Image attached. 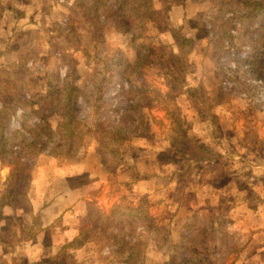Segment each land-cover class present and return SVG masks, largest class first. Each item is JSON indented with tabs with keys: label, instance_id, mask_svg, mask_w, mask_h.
Wrapping results in <instances>:
<instances>
[{
	"label": "rangeland",
	"instance_id": "1",
	"mask_svg": "<svg viewBox=\"0 0 264 264\" xmlns=\"http://www.w3.org/2000/svg\"><path fill=\"white\" fill-rule=\"evenodd\" d=\"M28 1L1 0L0 13L10 8L20 16L25 13L20 5ZM58 1L75 4L68 18H0V221L4 206L27 207L24 194L35 175L55 181L56 163L47 162L62 158L39 150L50 151L56 140L33 143L19 132L38 121L28 123L23 111L34 108L42 116L60 111L62 88L73 84L76 91L66 106L86 126L87 139L97 121L129 124L137 112L144 114L141 127L119 146L126 168L106 184L99 200L82 205V238L94 241L97 253L86 264H104L107 252V264H264V214L235 216L232 210L244 203L264 208L259 197L264 176L253 171L255 159L264 156V122L258 124L260 136L252 120L232 119L236 112L264 118V75L258 67L264 55L252 49L256 32L247 19L252 0H239L234 8L242 19L231 21L217 20L224 18L217 13L221 0ZM247 56L255 64H245ZM137 97L145 107H135L131 99ZM178 115L181 121L170 123ZM173 126L187 130L214 157L188 167L181 159L185 142L170 137ZM4 140L11 148L3 150ZM15 151L24 158L17 159ZM171 173L175 181L167 179ZM135 174L157 182L143 206L162 231L140 225L120 237L103 213L127 204L121 195L130 194L127 183ZM176 205L183 210L170 216ZM120 219L115 214L112 224L120 225ZM5 222L8 231L0 237L14 240L10 220ZM50 264L75 263L60 255Z\"/></svg>",
	"mask_w": 264,
	"mask_h": 264
},
{
	"label": "crops",
	"instance_id": "2",
	"mask_svg": "<svg viewBox=\"0 0 264 264\" xmlns=\"http://www.w3.org/2000/svg\"><path fill=\"white\" fill-rule=\"evenodd\" d=\"M48 1L29 0L20 5L25 13L15 16V18H47L42 9L48 5ZM232 119L234 122L244 121L245 119L252 120V124L256 123L255 130L257 134L262 136L258 124L263 123L264 118L260 114H254L252 117H240L236 112L233 114ZM255 160L256 165L253 168L255 175L264 176V156ZM206 162L204 161L201 164ZM47 163H56L54 164L57 167L54 170L55 181H45L42 175H35L29 181L24 194L27 207L11 205L7 208L4 206L1 209L0 233L3 234L8 231L5 221L9 219V230L11 234L15 235V239L6 240L0 237V264H50L52 261L57 260L60 255L66 258L70 257L75 264L96 261L97 253H93V249H91L94 247V241L82 238V205L99 200V196L105 190L107 184L106 170L101 165L97 155L90 149H87L85 153L78 157L52 158ZM217 163L224 166L222 162ZM227 165L238 167V164L230 165L228 163ZM222 169L229 170L226 167H222ZM229 172L232 171L229 170ZM239 175H242V173H235L233 177ZM252 175L254 177V174ZM135 176L136 174L130 180H136ZM83 177H85V181H75L82 180ZM150 178L148 177L145 182L137 179V184L140 185L144 182V186L148 187L149 190L154 183L157 184L153 178ZM167 179L175 181L176 177L174 179L169 176ZM237 188L239 194H241L243 190L240 187ZM259 197L263 200V193H260ZM247 198H245V202H248ZM239 209L240 212H238ZM239 209H232L235 216L240 213L241 215L243 213L245 217H250L252 214L254 216L264 214V208L257 206L252 208L247 203H244V206L242 205ZM182 210L183 207L181 206L179 211ZM249 226L252 227L251 224ZM106 256H104L106 261L104 264H107L108 259Z\"/></svg>",
	"mask_w": 264,
	"mask_h": 264
},
{
	"label": "trees",
	"instance_id": "3",
	"mask_svg": "<svg viewBox=\"0 0 264 264\" xmlns=\"http://www.w3.org/2000/svg\"><path fill=\"white\" fill-rule=\"evenodd\" d=\"M239 0H221V4L218 10V14L224 15V18H217L219 21H231L233 19H242L235 11V4ZM251 6H255L252 10V15H250L249 22L254 26V31L256 32V44L252 47L256 53L260 56L264 55V12L260 9L262 5H264V0H252ZM48 5L45 6L42 10L44 11L47 18H68L65 14L67 12H73L74 7L73 2L61 3L58 0H49ZM121 0H119V4H121ZM0 0V5H2ZM122 5V4H121ZM140 3H138V6ZM144 5V2L142 3ZM140 7V6H139ZM143 7V6H141ZM22 9V8H21ZM10 8L8 10H4L0 13V18H15V13L10 14ZM216 19V18H214ZM245 64H255V60H252L249 56L246 57L244 61ZM259 70L264 75V61L259 63ZM76 91V87L71 84L69 88H62V101L64 102V107L60 105L61 110H55L52 113L50 112L47 115H40L36 112V109L32 108L30 111H23L22 119L24 118L28 123L31 122V119L35 117L38 118L37 123H35V128H31L30 126H26V128L30 131L25 130L23 126L19 130L21 134L24 136H28L30 142H36L39 138H44L46 143L50 141H57L51 146L50 151H45L44 149H39L42 152H46L48 155L52 157H66V158H74L78 153L83 151L86 152L87 149L92 150L97 157L101 165L106 170V181L107 183H115V177L119 170L126 168L127 163L122 157L120 153L119 146L124 144L127 140V136L129 132L138 129L141 127V123L144 120V114L140 115L138 112L136 113V117L134 120H131L129 124H121L118 121H113L111 119H103L97 121L94 125V129L90 132L89 138H86V134L83 133L84 124L77 122L75 120L74 114L70 111L69 100H71V95ZM138 100L131 99L135 104L136 108H143L145 104ZM192 100V99H191ZM60 101V100H58ZM161 100H159L160 103ZM191 102V101H190ZM148 103V102H147ZM162 104V102H161ZM190 105V104H189ZM148 106L147 108H149ZM190 107V106H189ZM183 109L186 111L188 108L183 104ZM29 112V113H27ZM41 119V120H40ZM174 121L180 122V116L171 117L170 123ZM73 123L79 124L72 125ZM71 125V126H70ZM37 130V133H35ZM18 131L14 132L17 133ZM13 133V134H14ZM173 135H177L180 137L186 145V154L182 156V162L188 165H198L204 161H210L214 156L209 152L206 148L200 146L195 142L193 138H191L187 132V130L183 128L176 129L175 126L170 128V137ZM13 138V135L12 137ZM27 138V137H26ZM28 139V138H27ZM9 141V140H8ZM8 141H3L2 148L8 149L10 143ZM172 141V140H171ZM12 146V145H11ZM11 146L9 148H11ZM169 146H164L163 150H168ZM53 152V153H52ZM16 155H18L17 159L24 158L22 151H15ZM2 159L0 160V162ZM119 162L118 167L115 172L111 171L114 164ZM1 164H4L1 162ZM8 165V164H7ZM12 168V167H10ZM180 170L175 171L176 178L179 177ZM174 173L169 174L170 177L173 176ZM134 181L127 183V186L130 187L129 195L122 194L121 198H128L127 204H116L111 210L108 211L107 214H104L105 221L112 227L119 230V236H125L126 231L132 229L135 226L144 225L151 229L153 232H161L162 224H155L154 218L149 213L148 208L143 205L146 203L147 195L149 194L148 187L144 186V182L148 179V177H143L142 175L136 174ZM137 179L144 180L140 185L137 184ZM130 196V198H129ZM135 199H138L137 203L133 202ZM179 205L173 209V212L170 214L173 215L176 211L180 210ZM121 216V223L118 226H114L113 218L114 216ZM161 219V218H160ZM84 223V219L82 220ZM162 222V221H161ZM165 226V224H163ZM105 229V227L103 228ZM122 232V233H121ZM82 234H84L82 232ZM187 239V238H186ZM134 246V244H132ZM137 248L140 246L138 243L136 244ZM134 255V254H133Z\"/></svg>",
	"mask_w": 264,
	"mask_h": 264
}]
</instances>
